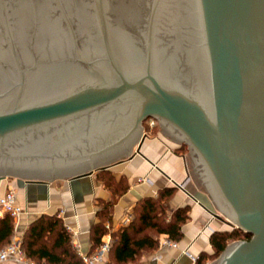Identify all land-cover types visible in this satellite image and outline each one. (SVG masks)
<instances>
[{
    "label": "water",
    "instance_id": "1",
    "mask_svg": "<svg viewBox=\"0 0 264 264\" xmlns=\"http://www.w3.org/2000/svg\"><path fill=\"white\" fill-rule=\"evenodd\" d=\"M147 115L250 234L214 264H264V0H0V177L106 168Z\"/></svg>",
    "mask_w": 264,
    "mask_h": 264
},
{
    "label": "crops",
    "instance_id": "2",
    "mask_svg": "<svg viewBox=\"0 0 264 264\" xmlns=\"http://www.w3.org/2000/svg\"><path fill=\"white\" fill-rule=\"evenodd\" d=\"M142 133L141 140L129 146L132 155L110 164L105 172L94 169L78 177L62 175L32 180L14 175H9L12 178L5 175L0 177V194L8 185L13 186L15 201L22 208L8 241L18 239L20 244L22 233L33 220L41 214H56L81 257L98 251L107 239L111 246L118 239L119 231L126 227L135 238L147 233L157 240L155 247H141L127 263L195 264L202 250H212L210 234L224 229L219 227L221 225L218 222L225 220L213 213L217 212L216 207L208 194L191 184L186 156L173 150L176 145H171L160 136ZM106 172H110L117 182L121 178L125 180V190L113 194L106 185L103 175ZM173 181L184 182L185 189L176 186ZM166 187H173L167 199L168 217L175 208L189 205L188 217L181 226L182 236L179 240L170 238L167 232L157 233L154 228L144 226L140 220L139 205L143 199L156 198ZM100 200L112 202L107 217L99 213L102 208ZM99 221L103 222L105 232L100 236V243H96L93 228ZM214 221H218L217 225H214ZM165 238L177 241V246L163 243ZM43 239L53 240V233ZM110 246L96 264L124 263L114 258ZM0 264L22 263L3 260Z\"/></svg>",
    "mask_w": 264,
    "mask_h": 264
},
{
    "label": "trees",
    "instance_id": "3",
    "mask_svg": "<svg viewBox=\"0 0 264 264\" xmlns=\"http://www.w3.org/2000/svg\"><path fill=\"white\" fill-rule=\"evenodd\" d=\"M99 171H108L106 168L98 169ZM100 173V172H99ZM105 175L106 185L110 184V177L115 179L110 172L103 173ZM115 181V180H114ZM123 179L118 182L115 181V188L108 187L113 194H118L125 190V184L121 186ZM173 187H166L159 192L156 198H145L140 203V220L144 226L152 227L156 232H167L170 238L179 240L182 236L181 226L188 217L189 205H183L175 208L170 217L164 216V211L167 208V199L171 195ZM164 199L166 200L164 203ZM102 208L99 213L103 217H107L112 202L110 200H100ZM163 215L164 218H161ZM160 216V217H159ZM13 228L12 217L4 212L0 215V246L6 243L11 236ZM95 235V242L100 243V236L105 232L102 221L95 224L93 228ZM53 233V240L46 241L45 237ZM242 236L249 238L250 234L237 226L231 229L215 230L210 234V243L212 245V252L214 255L220 253L227 244V240L232 237ZM157 240L151 234H143L139 237H133L124 227L119 231L118 239L110 246L114 258L118 262L127 263V260L134 258L135 254L141 247H155ZM20 246L25 252L26 256L35 261H42L45 264H84L83 258L77 253L72 245L71 237L60 217L56 214H41L38 218L33 220L22 233ZM197 258V264L204 255L200 253ZM108 264H113L109 262ZM115 264V263H114Z\"/></svg>",
    "mask_w": 264,
    "mask_h": 264
},
{
    "label": "built area",
    "instance_id": "4",
    "mask_svg": "<svg viewBox=\"0 0 264 264\" xmlns=\"http://www.w3.org/2000/svg\"><path fill=\"white\" fill-rule=\"evenodd\" d=\"M173 183L176 186L185 189L184 182L173 181ZM4 212L13 217L14 225H16L19 215L22 212V208L16 203L14 191L12 189H7L2 194H0V215H2ZM163 243L177 246V241L171 240L170 238H165L163 240ZM109 246L110 241L109 239H107L102 242L99 250L96 253L83 254L82 257L84 264H96L102 259L104 252L107 251ZM3 260H12L16 263L22 264H45L42 261H34L29 259L26 254L23 253L18 239H12L8 241L0 248V261Z\"/></svg>",
    "mask_w": 264,
    "mask_h": 264
},
{
    "label": "rangeland",
    "instance_id": "5",
    "mask_svg": "<svg viewBox=\"0 0 264 264\" xmlns=\"http://www.w3.org/2000/svg\"><path fill=\"white\" fill-rule=\"evenodd\" d=\"M141 124H142V128H141V132L140 133H142V132H144V133H146V135H151V136H160V137H162V138H164L168 143H170L171 145H176L175 147H173V150L175 151V152H177V153H183L184 155H188V153H189V147H188V145L187 144H185V143H182V142H179V141H176V140H174V139H171V138H169L164 132H162L161 130H160V123H159V120L156 118V117H154L153 115H147V116H145L144 118H143V121L142 122H140ZM138 141V139L135 141V144H136V142ZM188 171H189V169H188ZM5 176H9V175H5ZM13 176V175H12ZM22 176V175H21ZM110 177V184H109V186H107V187H111V188H115L116 186H114V185H116V184H114V180L115 179H113L112 180V176H110V175H107V177ZM9 178H12V177H10L9 176ZM189 178H190V181H191V184L194 186V188H196L197 190H199V191H201V192H204V191H202V190H200V189H198V187L196 186V184H195V182H194V180H193V178L191 177V175H190V172H189ZM124 183H125V180H123V182H121V186H123L124 185ZM14 189V187L13 186H11V185H8L7 187H6V189L5 190H7V189ZM12 189V190H13ZM204 193H206V192H204ZM207 194V193H206ZM209 196V195H208ZM165 199H164V203H165ZM215 205V204H214ZM216 207V206H215ZM216 211L223 217V218H225V219H227V217L216 207ZM168 213H167V211L165 210L164 211V216L165 217H168ZM161 216V218H164V216L163 215H160ZM159 216V217H160ZM12 222H13V225H14V219H13V217H12ZM215 222V223H214ZM213 223H214V225H217L216 223L218 222V221H214ZM218 225H221V226H219V227H224V229H231L233 226H235L233 223H231V222H227L226 220L224 221V222H222L221 221V223H219L218 222ZM223 230V229H222ZM239 239H244L242 236H237V237H232V238H229L228 240H227V244H230V243H232V242H234V241H237V240H239ZM164 240V239H163ZM163 242V241H162ZM226 244V245H227ZM209 249H211V248H209ZM202 250L201 252H204V255L202 254V257L200 258V260H199V262H198V264H214L219 258H220V255H221V252L220 253H218V254H216V255H214L213 254V252H212V250ZM108 250V249H107ZM97 252V251H96ZM95 252V253H96ZM200 252V253H201ZM93 254V253H92ZM199 255H201V254H198V256ZM198 258L196 257V260H197ZM197 262V261H196ZM195 262V264H197Z\"/></svg>",
    "mask_w": 264,
    "mask_h": 264
},
{
    "label": "flooded vegetation",
    "instance_id": "6",
    "mask_svg": "<svg viewBox=\"0 0 264 264\" xmlns=\"http://www.w3.org/2000/svg\"><path fill=\"white\" fill-rule=\"evenodd\" d=\"M142 121H143V119L140 120V122H142ZM141 126H142V124H141Z\"/></svg>",
    "mask_w": 264,
    "mask_h": 264
}]
</instances>
